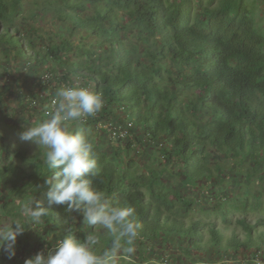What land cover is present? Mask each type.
Here are the masks:
<instances>
[{"label":"trees","instance_id":"1","mask_svg":"<svg viewBox=\"0 0 264 264\" xmlns=\"http://www.w3.org/2000/svg\"><path fill=\"white\" fill-rule=\"evenodd\" d=\"M31 1V18L53 12L65 32L57 35L58 42L51 37L45 42L32 30L25 29L27 33L20 35L17 21L24 25L23 0H0L3 57L7 59L13 52L16 69L29 63L32 78L39 71L47 72L56 87L76 80L91 86L101 93L105 103L102 120L117 119L123 106V113L135 123L137 134L133 140L117 142L119 146L126 142L128 150L134 142L145 144L149 151H157L164 163L178 161L182 167L181 188H189L187 181H192L190 187L202 193L200 188L208 181L210 189L206 194L211 198L217 195L213 206L210 202L188 200L186 192L167 188L156 174L139 173L135 166L126 163L122 148L113 149L106 135H96L95 122L79 124L78 127L93 130L92 135H86L100 169L93 178V187L104 192L113 204L135 209V219L141 225L135 242L138 259L153 245L160 253L165 252V246L171 255L178 252L174 263L193 257L212 261L215 256L202 255L203 238L207 235V245L218 251L219 262L231 258L225 257L229 251L234 253V259L242 250L246 264H258V256L264 264V241L257 245L251 240L253 233L264 229V219L253 224L247 220L250 213L261 210L260 198L255 197L248 204L249 190L243 197L227 198L222 186L228 180L235 183L233 168L238 172L246 163L250 167L244 168L249 182L264 179V32L255 23V5L246 0H218L216 8H212L213 0L208 6L204 3L207 0ZM77 33L85 36L74 45L71 37ZM22 96L16 97L21 110L25 103ZM4 139L0 136L3 213L13 218L21 215V210L16 209V197L22 193L26 203L34 199L41 207H48L44 176H51L52 172L44 165L43 155L39 159L21 151L11 152ZM211 155L217 161L230 157L233 166H209ZM11 158L23 162L30 172L26 174ZM17 178L27 180L17 184ZM9 185L11 189L5 191ZM216 187L220 189L214 192ZM198 206H202L204 216L220 218L223 228L203 218L189 217ZM64 208L53 205L42 218L36 228L37 247L47 251L69 232L83 240L93 231L82 222V214H65ZM147 221L150 224L144 223ZM236 228L243 232V239H238ZM226 229L229 237L224 234ZM101 242L104 247L96 245L98 252L109 247L111 239L106 236ZM27 245L22 243L21 250H29ZM5 252L2 261L14 264L16 260ZM122 255L124 259L132 256ZM122 258L117 264L125 263ZM157 258L161 260V254Z\"/></svg>","mask_w":264,"mask_h":264},{"label":"clouds","instance_id":"2","mask_svg":"<svg viewBox=\"0 0 264 264\" xmlns=\"http://www.w3.org/2000/svg\"><path fill=\"white\" fill-rule=\"evenodd\" d=\"M103 106L98 92L76 80L57 89L48 118L20 133V140L31 141L43 150V163L52 175L44 176L48 207H41L33 199L22 207V219L0 232V247L9 252V258L15 255L16 238L23 234L25 225L32 229L41 224L53 205L65 206V214H82V222L93 231L83 240L69 232L46 253L37 252L24 264H117L121 253H134L141 228L135 209L113 204L104 192L93 187V178L100 171L93 144L82 131L76 130L85 117L96 114ZM97 227L111 237L110 246L100 252L96 250L100 238ZM6 262L0 260V264Z\"/></svg>","mask_w":264,"mask_h":264},{"label":"rangeland","instance_id":"3","mask_svg":"<svg viewBox=\"0 0 264 264\" xmlns=\"http://www.w3.org/2000/svg\"><path fill=\"white\" fill-rule=\"evenodd\" d=\"M246 1L248 2V4L252 3L255 5V23L261 28V32L263 33L264 32V3L261 0H246ZM31 2H32L31 0H23V5L25 7V11L23 12L24 18H25V21L23 22L24 25H20L21 23V22L19 23L20 20L17 21L18 23L17 26L19 28L20 35L26 34L27 33L26 30H30V31L32 30V31H36L37 34L41 35L45 42H48L49 37H51L52 40H54L55 42H58L59 36L57 35L65 32V29L63 28L62 24L59 22L60 20L56 18L53 12L48 13L46 15L38 13L37 17L31 18L28 13V6L29 4H31ZM204 3L207 4L208 6L209 0L204 1ZM40 5H41L40 7L43 6L42 3H40ZM217 5H218V0H213L212 8H216ZM83 36H85V34L77 33L75 36L71 37V41L73 42L74 45H78L79 42H82L80 41V37H83ZM91 40H92L91 38L87 39V42L90 43ZM14 41L17 42L16 40ZM85 41L86 40H84V43L86 44L87 42ZM15 44L18 46L17 43ZM1 46L2 44H0V136H3L5 138L4 141L5 143L8 144L11 152L21 151V152H24L28 157L38 156V158L41 159L43 150L39 146L32 143L31 141L20 140L19 135L22 131L25 130L26 127L34 125L37 122H40V120H44V118H42V116L38 112L34 113L33 111L34 109H29L28 105L23 104L24 109L21 110V107H19L20 101H18V98H16L18 96H22L23 94L24 96H26L27 94H31L32 91L34 92L36 91V89L38 90V92H40V87L38 86L34 87L32 85L34 79L32 78V76L29 75L30 71L28 72L27 75H24L26 73V70L23 71L24 69H22L23 67L22 65L16 69L17 60H15V57H14L15 54L13 52H10L11 55L8 57L9 59L7 58L8 60L3 57L4 55L2 53ZM37 49L40 50V46H37ZM26 51L28 53H31V50L29 48H27ZM43 68L45 69L46 67H43ZM20 69H22L21 73H20ZM41 89L42 91H45L47 94L52 91L50 86H43L41 87ZM42 93L43 92H41V94ZM76 130L82 131L85 135H92L93 133V130L91 128L78 127V129ZM135 134H137V131H135ZM119 144L120 143L116 142V143H113L110 147L113 149H117L118 147L122 148L121 156L124 158L125 162L126 163L129 162L131 163L132 166H135L136 170L139 173H144L147 171L146 175L149 174L150 172L152 174H156L157 176L161 177V183L163 185H166L167 188L180 189L183 192H186L185 197L188 200L197 199L201 201V204L210 202L212 206L216 204L215 202L217 200V195L211 198L210 194H206L207 191L210 189V185L208 181H206L207 185L202 186L200 188V191L202 193L196 190L197 188L194 189L190 187L193 185L192 181H187V185L189 186V188L188 187L181 188L180 180H182L183 177L180 176L181 175L180 169L182 167L180 166L178 161H174L172 164L164 163L162 160V157L159 156V153H157V151L155 152L154 150L149 151L148 146H146L145 144L139 145L137 142H134L132 147L130 146L128 150H127L128 144H126V142L122 143L120 146ZM153 157H156L155 160L153 159ZM11 159L14 163L20 164V166L23 168L26 174L30 172V169L26 167L23 164V162H20L19 160L15 158H11ZM216 159L217 158L215 157L213 158L211 155V162L209 161L210 162L209 166L213 167L217 163H219L221 166L225 168L233 166L232 158L230 157L219 158L218 159L219 162ZM248 165L249 164L246 163L244 165V168H246ZM244 168H242L240 171L238 170V172L236 171L235 167L233 168V172L235 174V175L233 174V177H235L234 178L235 183H233V181L231 180H228L227 182H225V184L223 183L222 186L223 188L225 187L224 190H226V191H223V194H225L227 198L228 197L234 198L235 196L243 197L245 196V191L249 190L250 193H249V196L247 197L248 204H252L254 202L255 197L260 198L262 202L261 210H259L256 213H250L247 216L248 222L253 224L257 219H264V179L263 181L252 180L249 182L245 177L246 171L244 170ZM235 171L237 173H235ZM16 180H17V184L19 183L24 184L27 178L25 179L17 178ZM10 189L11 187L9 185L4 190L9 191ZM219 189L220 187H216L213 190L214 192H216V190H219ZM204 192L205 194H203ZM25 199L26 198L23 195V193H22V196L21 194H19L16 197V203H17L16 209H19V210L22 209V207L24 206ZM0 202H2V200H0ZM199 206L194 208V211L190 213L189 217L190 216L193 217V220H195V218H198V217L203 218L204 221L215 222V224L218 227L223 228L220 218H214V216L211 214L208 217L204 216L201 213L202 206L201 207ZM234 218L235 217H233V219ZM21 219H22V215H16V217L13 218L12 216H8L5 213H3L2 207L0 204V232H3L7 229L12 228L15 222ZM144 223L150 224V221H147ZM232 224H235L234 220L232 221ZM25 227L26 229L23 232V234L17 236L16 238V242L14 245L15 255L12 256L13 257L12 259L16 260L14 264H19V262H22L24 264V261L26 259L31 258L37 252L44 251L43 247H37L38 239H37V229L36 228H39L40 225H36L32 229L27 228V227H32L30 225H25ZM231 228H234V226H232ZM95 231L100 237L99 243L97 245L100 247H104V244L101 242V239H104L106 236L109 239H111V237L107 235L106 233H104V231L100 229L99 227H97ZM236 232H237L238 239H243L244 234L240 230V228H236ZM224 234L226 236L229 235L230 234L229 229L224 230ZM171 237L175 238V236H171ZM232 239L233 241L239 242V240L235 237H232ZM251 240L257 242L258 243L257 245H259L260 242L264 241V229L262 228L257 233H253ZM208 241H209V237L205 235V237L203 238L204 246L202 247L204 248V252L202 253V255L203 257L204 255L206 256L210 255V258L215 256L214 260L211 261L210 259H207L205 257L203 259L199 258L196 260V258L193 257V258L186 260L187 262H184V263L181 262V264H246L245 259H244L245 252H242V250H239L238 257H235L234 259H233L234 253H231V251H229L228 254L225 255V257L230 256L231 258H229V260L227 261L226 260L223 261L222 263L219 262V260L217 259L219 258V256H218V253H216L218 251H215L216 249L207 245ZM25 242H27L28 244L26 249H29V250L22 251L21 244ZM166 245H170V243L167 242ZM137 247L138 245L135 244V247H134L135 251L133 254H131L132 256H128V258L124 259L121 257L123 256L122 254L124 253H121L118 256V258L124 259L125 263L123 264H131V263L132 264H142L144 260L147 261L148 259H150V261L146 264H160V263L180 264V262L174 263L175 258L179 257V253L173 252V254L171 255L170 252L167 250L168 247L166 246L163 249L165 252L160 253V250L154 249L153 245H149L147 247V250H149L150 252L145 253L140 259H138L139 253H136V251L138 250ZM205 247H207L208 249H206ZM158 248L162 249L160 245L158 246ZM147 250H144V251H147ZM46 252L47 251H45V253ZM219 253H223V252H219ZM6 254L7 253L5 252V255ZM160 254L162 257L161 260L157 258L159 257ZM171 256H174V257L171 258ZM118 258H117V261H118ZM258 258L260 260V256H258ZM259 260H258V264H262L261 260L260 261ZM206 262H212V263H206ZM6 264H12V263L7 261Z\"/></svg>","mask_w":264,"mask_h":264},{"label":"built area","instance_id":"4","mask_svg":"<svg viewBox=\"0 0 264 264\" xmlns=\"http://www.w3.org/2000/svg\"><path fill=\"white\" fill-rule=\"evenodd\" d=\"M26 70V73L24 75H27L29 70V63L24 65L22 67ZM22 69H20V73L22 72ZM23 75V74H22ZM51 76L47 72L39 71L37 75L33 76V83L32 85L34 87H40V92L36 89V91H32L31 94H27L26 96H23L25 105H28L29 109H34V113L38 112L42 118L46 119L48 118V114L50 113L52 109V102L56 97L57 89L64 86V84H61L56 87L54 82H51L50 80ZM48 84L51 87L50 93H46L45 91H42L41 87L46 86ZM47 85V86H48ZM35 89V88H34ZM41 92H43L41 94ZM101 95V93H99ZM105 105V103H104ZM104 107V106H103ZM125 108L121 106L119 108V117L115 120L105 121L102 120V109L97 112L96 114L92 116L85 117L79 124H94V131L97 135L101 136L106 135L107 141L110 143H116L120 141H127V140H133L136 126L134 122L128 117V115L124 114L123 111ZM91 122V123H90ZM4 256V249L3 247H0V260Z\"/></svg>","mask_w":264,"mask_h":264}]
</instances>
